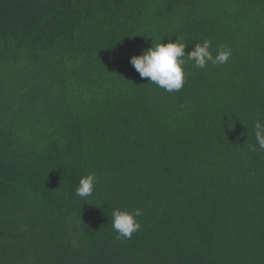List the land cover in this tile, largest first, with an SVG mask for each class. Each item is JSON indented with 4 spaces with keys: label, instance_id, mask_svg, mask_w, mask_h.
Segmentation results:
<instances>
[{
    "label": "trees",
    "instance_id": "trees-1",
    "mask_svg": "<svg viewBox=\"0 0 264 264\" xmlns=\"http://www.w3.org/2000/svg\"><path fill=\"white\" fill-rule=\"evenodd\" d=\"M177 36L232 57L166 92L130 58ZM257 119L264 0H0V264H264Z\"/></svg>",
    "mask_w": 264,
    "mask_h": 264
},
{
    "label": "clouds",
    "instance_id": "clouds-1",
    "mask_svg": "<svg viewBox=\"0 0 264 264\" xmlns=\"http://www.w3.org/2000/svg\"><path fill=\"white\" fill-rule=\"evenodd\" d=\"M186 46V43L182 42L178 36L175 42L169 40L165 44L160 41L152 44L142 54L132 56L130 63L141 78H148L149 83L171 93L182 89L186 78L185 68L189 62L195 68L204 69L208 64H227L232 57V49L224 45L218 47L216 54L213 55L210 39L196 43L194 48L187 53L185 52ZM253 130L256 144L249 145V150L257 151V145L260 150H264V122L257 119ZM98 182L99 177L95 173L82 176L75 189V195L82 199L90 197ZM142 214V210L139 208H134L131 211L113 209L112 228L117 233V239H131L132 235L141 228L137 217Z\"/></svg>",
    "mask_w": 264,
    "mask_h": 264
}]
</instances>
